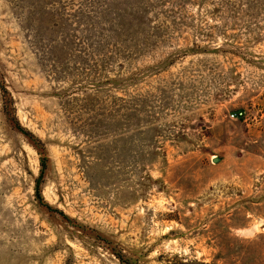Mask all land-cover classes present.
<instances>
[{
    "label": "rangeland",
    "instance_id": "1",
    "mask_svg": "<svg viewBox=\"0 0 264 264\" xmlns=\"http://www.w3.org/2000/svg\"><path fill=\"white\" fill-rule=\"evenodd\" d=\"M114 251L264 264V0H0V264Z\"/></svg>",
    "mask_w": 264,
    "mask_h": 264
},
{
    "label": "trees",
    "instance_id": "2",
    "mask_svg": "<svg viewBox=\"0 0 264 264\" xmlns=\"http://www.w3.org/2000/svg\"><path fill=\"white\" fill-rule=\"evenodd\" d=\"M1 88H2V91H3V95L6 97V101H5V110H6V113L7 114H9L10 115V117H11V114H10V112H11V107H9V100H8V98H7V90L5 89V87L2 85L1 86ZM11 120H12V122L14 123V125L23 133V134H25L28 138H33V135L31 134V133H29V132H27V131H24L21 127H20V125H19V123H18V121L16 120V118L15 117H11L10 118ZM33 144H34V142H33ZM37 144L38 143H36L35 142V146H37ZM38 148V147H37ZM40 150V149H39ZM41 152V151H40ZM41 154H43V152H41ZM46 165V158L45 157H42V166H45ZM38 184H39V181H38ZM114 253H115V255L119 258V260L122 262V263H124V264H127V261L124 259V255L121 253V252H119V251H114ZM198 264H205V263H198Z\"/></svg>",
    "mask_w": 264,
    "mask_h": 264
},
{
    "label": "built area",
    "instance_id": "3",
    "mask_svg": "<svg viewBox=\"0 0 264 264\" xmlns=\"http://www.w3.org/2000/svg\"><path fill=\"white\" fill-rule=\"evenodd\" d=\"M242 112H237V113H234L233 115H232V118H235V119H238V118H240L241 116H242Z\"/></svg>",
    "mask_w": 264,
    "mask_h": 264
}]
</instances>
